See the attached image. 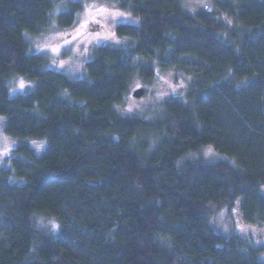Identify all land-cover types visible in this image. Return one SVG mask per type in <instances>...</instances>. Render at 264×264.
<instances>
[{"label": "trees", "instance_id": "16d2710c", "mask_svg": "<svg viewBox=\"0 0 264 264\" xmlns=\"http://www.w3.org/2000/svg\"><path fill=\"white\" fill-rule=\"evenodd\" d=\"M115 2L138 24L118 25L128 42L94 48L73 79L26 35L52 19L73 27L83 4L0 0L3 133L46 143L20 142L0 169V264H264V246L216 233L208 217L238 202L246 223L264 224V0L198 13L180 0ZM163 64L191 78L185 93L159 120L124 115L134 81ZM13 77L32 86L14 95ZM208 147L234 164L189 158Z\"/></svg>", "mask_w": 264, "mask_h": 264}, {"label": "rangeland", "instance_id": "374dc122", "mask_svg": "<svg viewBox=\"0 0 264 264\" xmlns=\"http://www.w3.org/2000/svg\"><path fill=\"white\" fill-rule=\"evenodd\" d=\"M76 0H67V3ZM83 4V9L76 15V24L68 29L58 27L52 19L50 24L38 35H26L30 51L44 56L46 68L62 72L73 79L85 78V64L92 59V53L97 46H118L128 42L119 38L115 28L120 24H138L139 20L130 12L119 8L115 0H77ZM216 0H180L181 7L190 12L198 13L202 10L214 12ZM66 3L57 4L56 11H66ZM100 9L105 11L101 12ZM63 12V11H59ZM57 12V13H59ZM54 13V14H57ZM223 40H227L223 38ZM165 63V62H164ZM164 65V64H163ZM191 80L184 72L174 67H156L153 78L149 83L136 79L130 89L125 102L120 107L127 116H140L147 120H159L164 115L163 103L173 97L184 94L188 82ZM12 94L26 92L32 83L22 77H13L10 82ZM23 85V87H21ZM144 89L141 97L135 98L132 92ZM23 140L14 139L3 133V122L0 120V169L8 164L15 146ZM34 150L39 153L46 147L45 141H30ZM190 159H204L210 163L229 161L233 159L220 154L212 147H208L199 154L190 155ZM239 203L234 206L216 209L211 207L209 222L216 233L231 236L238 235L250 240L256 246H264V224L246 223L240 215ZM36 227L52 236L60 231L58 223L51 219L36 216ZM53 225L56 227L53 228ZM264 261V255L262 256Z\"/></svg>", "mask_w": 264, "mask_h": 264}, {"label": "water", "instance_id": "95a60500", "mask_svg": "<svg viewBox=\"0 0 264 264\" xmlns=\"http://www.w3.org/2000/svg\"><path fill=\"white\" fill-rule=\"evenodd\" d=\"M143 93H144V89L139 88V89L134 90V91L132 92V95H133V97H135V98H139V97H141V96L143 95Z\"/></svg>", "mask_w": 264, "mask_h": 264}, {"label": "bare ground", "instance_id": "6f19581e", "mask_svg": "<svg viewBox=\"0 0 264 264\" xmlns=\"http://www.w3.org/2000/svg\"><path fill=\"white\" fill-rule=\"evenodd\" d=\"M30 141H31V140H26V139H25V140H23L22 142H29V144H30ZM36 153H37V152H36ZM39 153H40V152H39ZM43 233H45V232H43ZM45 234H46V235H49V234H47V233H45Z\"/></svg>", "mask_w": 264, "mask_h": 264}, {"label": "snow or ice", "instance_id": "6c2138e0", "mask_svg": "<svg viewBox=\"0 0 264 264\" xmlns=\"http://www.w3.org/2000/svg\"><path fill=\"white\" fill-rule=\"evenodd\" d=\"M99 11H101V12H103V11H105L104 9H100ZM21 87H23V85H21ZM56 226L55 225H53V228H55Z\"/></svg>", "mask_w": 264, "mask_h": 264}]
</instances>
